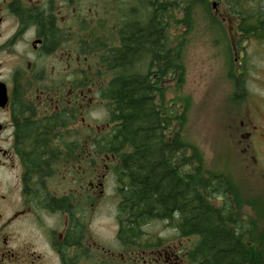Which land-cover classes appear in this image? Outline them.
I'll list each match as a JSON object with an SVG mask.
<instances>
[{
	"label": "flooded vegetation",
	"instance_id": "af4514ba",
	"mask_svg": "<svg viewBox=\"0 0 264 264\" xmlns=\"http://www.w3.org/2000/svg\"><path fill=\"white\" fill-rule=\"evenodd\" d=\"M83 19V0H0V264H200L185 238H144L138 247L116 234L117 244L99 243L97 205H118L120 196L103 189L115 156L84 155L110 127L85 121L103 103L104 82L83 52ZM248 124L245 148L255 149L264 114ZM253 225L245 237L264 249V229ZM234 234L241 244V231Z\"/></svg>",
	"mask_w": 264,
	"mask_h": 264
},
{
	"label": "trees",
	"instance_id": "16d2710c",
	"mask_svg": "<svg viewBox=\"0 0 264 264\" xmlns=\"http://www.w3.org/2000/svg\"><path fill=\"white\" fill-rule=\"evenodd\" d=\"M110 1L106 3L114 8L121 5L120 0H114L113 5ZM217 1L225 2L229 15L239 18L237 29L263 38L264 0ZM125 2L129 6H124L121 19L114 21L113 45L85 32L83 43L84 54H95L101 70L111 73L100 87L110 129L95 138L96 148H84V155L115 156L113 174L120 196L118 237H129L132 246L141 247L146 235L143 228L162 222L177 238H196L192 252L200 255L196 258L200 264H264L259 238L245 237L254 220L234 218L236 201L230 180L225 174L205 171L191 153L182 138L181 115L167 104L163 84L161 87L176 75L180 78L182 72L183 41L174 44L170 33L177 28L184 34L191 31L199 14L221 28L211 12L213 3ZM141 63L144 69L140 73ZM238 70L235 85L243 89L244 66ZM83 140H91L89 132H83ZM236 230L243 236L241 244ZM148 238L153 239L148 243L154 242Z\"/></svg>",
	"mask_w": 264,
	"mask_h": 264
},
{
	"label": "rangeland",
	"instance_id": "374dc122",
	"mask_svg": "<svg viewBox=\"0 0 264 264\" xmlns=\"http://www.w3.org/2000/svg\"><path fill=\"white\" fill-rule=\"evenodd\" d=\"M113 1L110 4L113 5ZM125 1L120 0L118 5H121L114 8L106 0H83V37L84 32L97 34L99 39L113 45L114 21L120 20V11L129 6ZM210 2L214 3L211 12L221 28L210 25L205 16L199 14L191 31L184 34L180 33V28L173 30L170 33L173 43L183 41L181 77L176 75L172 80L161 83V87L163 84L167 104L175 106L177 115H181L182 138L190 145L191 153L196 155L205 171L225 174L230 180L236 201L234 218H241L239 220L244 222L250 219L257 221L258 229H264V148L258 149L264 143L255 149L246 147L248 149L245 150L246 141L242 134L245 124L249 126V120H254V116L256 119L258 113L264 114V34L260 38L258 33L245 32L240 38L236 32L239 18L229 15L225 2ZM122 14L123 17L126 15ZM94 56L87 57L89 64L93 63L89 68L98 72L99 82L106 83L111 73L95 66ZM143 64L138 66L140 73L143 72ZM240 66L245 69L243 89L236 88L234 81ZM87 67L83 64V70ZM103 105L104 101L102 108L100 105L94 107L85 120L86 123L91 122L92 128L106 121ZM103 189L107 197L116 194L113 173L106 175ZM116 205L117 199L99 202L97 214L91 220L102 245L117 244ZM143 231L145 237H159L166 241L176 239L170 226L162 222H152ZM186 241L187 252H191L194 246L190 245L197 240L191 237Z\"/></svg>",
	"mask_w": 264,
	"mask_h": 264
},
{
	"label": "water",
	"instance_id": "95a60500",
	"mask_svg": "<svg viewBox=\"0 0 264 264\" xmlns=\"http://www.w3.org/2000/svg\"><path fill=\"white\" fill-rule=\"evenodd\" d=\"M214 5V4H213Z\"/></svg>",
	"mask_w": 264,
	"mask_h": 264
}]
</instances>
